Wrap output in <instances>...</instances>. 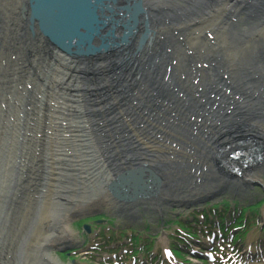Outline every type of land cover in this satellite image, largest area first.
<instances>
[{
	"label": "bare ground",
	"instance_id": "obj_1",
	"mask_svg": "<svg viewBox=\"0 0 264 264\" xmlns=\"http://www.w3.org/2000/svg\"><path fill=\"white\" fill-rule=\"evenodd\" d=\"M34 1L0 0V133L11 135L12 152L9 162L0 157V178L8 165L13 174L27 165H20L22 132L34 127L86 142L88 158L79 165L86 184L59 211L52 199L0 196V264H61L47 247L72 240L71 210L85 208L124 169L157 178L155 196L124 204L134 210L257 176L254 167L221 171L218 159L227 153L217 151L244 137L264 146V0H128L115 30L128 37L126 46L87 54L51 44L32 18ZM238 11L252 22L246 31L233 21ZM143 39L149 44L132 54Z\"/></svg>",
	"mask_w": 264,
	"mask_h": 264
},
{
	"label": "rangeland",
	"instance_id": "obj_2",
	"mask_svg": "<svg viewBox=\"0 0 264 264\" xmlns=\"http://www.w3.org/2000/svg\"><path fill=\"white\" fill-rule=\"evenodd\" d=\"M234 20H236L237 28L242 31H246L249 27L248 24L252 23L249 20L248 22L245 21L244 12L241 11H238L237 16L233 17V21ZM198 30L199 29H195L192 35H188L186 37H194ZM208 35L215 37L214 32L209 33ZM66 93L70 95L75 94L73 91H67ZM52 110L55 111L56 109ZM31 129L32 132H22V135H27L24 137V144L26 145L24 147L26 148L27 153L21 157L20 165H22V163L26 160L27 165L25 167L17 166V169H19H16L15 174L12 173V168L8 165V169L2 173V178H0V196H7L8 199H52L55 206H53L51 210L54 211V208H56L57 211H59L61 207H68L66 201L70 197L72 198L75 188H78L81 184H86V182L81 179V177H84V172L81 170L83 168L79 165H83V160L88 158L87 155L89 152L86 153L87 144L83 141H76V137L73 136L75 134L71 132L45 133L43 129L41 131L42 133H36L34 132L36 128L31 127ZM0 134V137L4 139L1 150L3 155H0V157L2 156L7 158L9 162L10 154L12 153L9 150L11 148V135H9L7 131H2ZM20 138L21 136H17L18 141H20ZM69 140H72L71 144L67 142ZM77 144H79V146ZM81 145L84 148H81ZM34 149H36L35 152H33ZM253 172L256 173L257 176L251 177L247 173L245 174L246 177L251 178L245 185L232 184L234 186L233 188L231 185L229 186L228 183L220 181L221 183H219L217 188L212 189L213 191H199L196 193L197 195L194 199H207L212 197L215 193L221 192L222 195L217 197V200L213 203H216L221 199H237L241 202V204H245L247 202L255 203L257 197L260 198L264 195V163L261 167L254 169L251 173ZM98 199L103 198L99 197ZM59 201H62L61 205H56V203H60ZM103 205L104 206L100 208L106 213V216L104 217H111V220H114L115 218L114 221H111L113 225L110 226L112 229H118V227L122 225L120 218V215L122 214L116 213L115 215L109 217V213L112 211L109 210L106 203ZM204 207L205 206H201V208ZM95 208V206L88 204L81 210H71L72 212L67 217V222L70 224V228L72 230V240L65 241L79 244L80 248L74 253L70 252L69 256L66 258L64 255L58 254V251L67 247V244H65V241H59L47 247V253L51 257L61 264H104V257H107L108 255L105 250L107 249V244L111 243V238L110 234L101 230V228L106 226L110 220L99 226H94L95 228H93V231L91 229L89 234L83 232L82 225H89L95 218L78 221V223H76L78 216L91 213L95 210ZM35 209L34 212L38 210L36 207ZM207 209L208 207L197 212H206ZM222 210L223 209L220 208L218 214H222ZM263 210L264 206L262 207V211ZM208 211L209 213H213L211 210ZM142 215L145 218H152L156 214L143 213ZM88 221L91 222L89 223ZM32 223V230L35 232L36 228H34V224L36 222H33L32 220ZM255 223V228L247 234L244 242L241 243L240 246L249 244L254 250H258L260 248V246H256V241H258L261 237V233H264V217L262 215L259 216ZM190 228H194L197 233L200 231L203 233L204 230L209 229L207 227L201 228V226H191ZM50 229V233L56 231L53 227ZM164 238L165 237L159 240L161 245L165 242ZM140 241L141 240H138L135 245H140ZM143 242V250L145 252H149L151 250V244L147 240H143ZM114 246L115 245L112 247ZM118 246L121 245L119 244L117 247ZM139 252L140 251H135L133 255H137ZM172 253L177 260H182V255L178 251H172ZM131 256L132 255H127V257ZM257 259L258 258H256V261ZM256 261L254 263H256ZM261 264L263 263L261 262Z\"/></svg>",
	"mask_w": 264,
	"mask_h": 264
},
{
	"label": "water",
	"instance_id": "obj_3",
	"mask_svg": "<svg viewBox=\"0 0 264 264\" xmlns=\"http://www.w3.org/2000/svg\"><path fill=\"white\" fill-rule=\"evenodd\" d=\"M78 0H42L41 4L33 3L31 13L32 18L36 19L39 30L47 36L51 44L58 49L71 54L86 53L87 50L103 52L106 49L104 44L113 36L99 37L101 30L99 25L103 24L105 15H100L101 11L96 9L101 7L103 2L84 3ZM93 1V0H92ZM128 0H119L118 4L126 3ZM47 16V21L51 17L55 20L54 25L42 22V18ZM103 20H102V19ZM64 19L69 30L68 33L62 32L61 20ZM61 31H60V30ZM106 35V34H105ZM126 38V37H123ZM84 49L85 52H82ZM87 54V53H86ZM120 177L119 179H121ZM156 177L145 175L128 174L116 184H109L107 192L119 202H130L131 200L155 196Z\"/></svg>",
	"mask_w": 264,
	"mask_h": 264
}]
</instances>
